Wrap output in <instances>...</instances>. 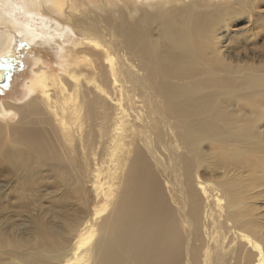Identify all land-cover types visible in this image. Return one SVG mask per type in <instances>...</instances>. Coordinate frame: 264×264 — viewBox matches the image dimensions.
Listing matches in <instances>:
<instances>
[{"label": "bare ground", "instance_id": "1", "mask_svg": "<svg viewBox=\"0 0 264 264\" xmlns=\"http://www.w3.org/2000/svg\"><path fill=\"white\" fill-rule=\"evenodd\" d=\"M100 3L101 12L95 13L78 5L76 9L74 0H0V27L6 30H0V82L3 66L15 56V37L34 43L46 27L71 69L70 81L57 74L49 79L39 63L37 77L27 83L31 99L26 110L10 104L19 120L27 111L35 113L39 105L46 113V125L59 143L58 154L52 153L55 165L44 163L53 175H63L61 169L69 168L78 176L76 165L81 164L89 176L93 198L86 207L92 217L83 221L60 264H90L88 253L96 233L104 246L100 264L134 260L141 244L144 264L150 258L149 246L155 247L152 241L165 250L172 264L181 263L180 252L184 264H264V230L247 214L241 223L231 217L230 209L238 201L231 193L215 190L198 173L193 166L197 153L183 144L182 134L175 130L183 128L175 119L186 117V104L195 102L190 95L184 99L176 88L243 82L256 69L247 62L233 63L230 53L235 50L221 49L219 34L234 14L238 16L233 20H246L254 27L257 18L251 10L257 9L258 0H232L207 9H194L191 1L179 6L175 0ZM64 9L68 15L62 23L47 17ZM263 28L257 33L263 34ZM81 76L102 93L103 84L111 87L114 110L95 124L97 137L85 135L89 104L77 81ZM243 121L242 130L249 127V121ZM139 161L151 164L146 182L135 173ZM166 208L171 221L162 247L158 236L165 229ZM124 209L128 212L122 216ZM177 221L186 223L185 255ZM165 258L163 254L158 259Z\"/></svg>", "mask_w": 264, "mask_h": 264}, {"label": "rangeland", "instance_id": "2", "mask_svg": "<svg viewBox=\"0 0 264 264\" xmlns=\"http://www.w3.org/2000/svg\"><path fill=\"white\" fill-rule=\"evenodd\" d=\"M105 1L117 5L119 0ZM130 1L121 0V3ZM175 1L179 6L191 1L194 9L219 8L232 2ZM74 2L76 9L78 6L92 8L95 13H100L102 9V0ZM258 2L257 9L251 10V15L257 18L254 27L249 26L246 20H233L238 16L234 14L231 22L219 34L221 49L228 47L235 50L230 53L233 63L237 60L247 62L254 64L256 69L243 82L230 80L224 85L211 87L194 85L191 89L186 86L176 88L184 99L190 95L195 102L186 104L189 112L186 117L181 114V119L179 116L175 119V123L183 126L175 130L182 134L183 144L197 153L198 161L194 160L193 166L198 173L209 184L215 185V190L231 193L232 199L238 201L239 205L230 209L231 217L241 223L247 214L264 230V28L263 34L257 33L264 25V0ZM45 14L42 10V15ZM67 15L64 9L61 13L47 14V17L62 23ZM39 25L37 22V31L41 30ZM50 29L43 28L41 36L46 39L40 37L34 43L23 42L16 36L13 46L15 56L3 66L5 80L0 82V264H60L83 221L92 217L86 207L87 200L93 196L85 165H76L78 176L69 168L61 169L63 175L55 176L44 165H55L56 159L52 153L55 151L58 154L59 143L53 130L46 125L49 121L46 113L43 115L41 112V105L34 110L37 115L27 111L28 115L22 120H19L18 111L10 107L12 104L26 110L27 102L31 99L27 83L37 77L35 70L39 63L44 66L49 79H55L58 75L70 81L71 69L66 67V59L63 60L58 54L55 39H49ZM0 30L6 31L3 27ZM224 53L227 52L224 50ZM77 81L89 104L85 135L97 137L95 124L114 110L111 87L103 84L102 93L92 81H85L83 76ZM58 82L56 86H59ZM103 107L108 111L103 112ZM259 107L263 108V112L259 111ZM216 116L223 119L213 121ZM244 118L249 121V127L242 130ZM5 122L13 129L9 131ZM235 138H239L236 143ZM37 154H44L42 160L36 158ZM139 162L135 173L146 182L151 164H147V160L145 163ZM127 212L124 209L122 216ZM164 213L165 229L158 236L162 247L171 221V211L166 208ZM176 224L182 235L181 247L185 255L186 223L181 222L180 225L177 221ZM132 233L128 228L127 234ZM95 240L88 253L90 264H100L98 260L104 250L99 233H96ZM152 243L155 247L149 246L150 258L144 264H152L153 260L154 264H172L165 250L158 248L156 242ZM142 245H139L134 260L125 258L120 264H143L140 262L142 254L139 253ZM163 254L167 258L159 261ZM180 257V264H184L185 257L181 252Z\"/></svg>", "mask_w": 264, "mask_h": 264}, {"label": "water", "instance_id": "3", "mask_svg": "<svg viewBox=\"0 0 264 264\" xmlns=\"http://www.w3.org/2000/svg\"><path fill=\"white\" fill-rule=\"evenodd\" d=\"M5 80V77L3 78V80L2 81H4Z\"/></svg>", "mask_w": 264, "mask_h": 264}]
</instances>
